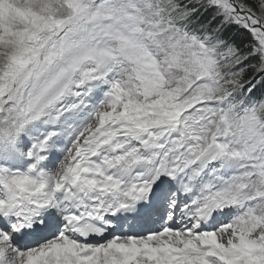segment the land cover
Listing matches in <instances>:
<instances>
[{
  "label": "snow or ice",
  "instance_id": "obj_1",
  "mask_svg": "<svg viewBox=\"0 0 264 264\" xmlns=\"http://www.w3.org/2000/svg\"><path fill=\"white\" fill-rule=\"evenodd\" d=\"M0 264H264V0H0Z\"/></svg>",
  "mask_w": 264,
  "mask_h": 264
}]
</instances>
